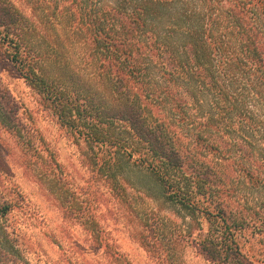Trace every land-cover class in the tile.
<instances>
[{
	"label": "trees",
	"instance_id": "obj_1",
	"mask_svg": "<svg viewBox=\"0 0 264 264\" xmlns=\"http://www.w3.org/2000/svg\"><path fill=\"white\" fill-rule=\"evenodd\" d=\"M198 1L201 9L184 0H0V42L61 126L89 147L136 155L168 200L201 218L204 234L189 240L197 253L212 264H264V0ZM152 73L168 95L147 88ZM178 77L184 98L166 86ZM151 100L179 130L157 122ZM0 117L24 128L2 87ZM115 123L140 145L108 134ZM229 161L235 178L222 188ZM10 206L0 204V221Z\"/></svg>",
	"mask_w": 264,
	"mask_h": 264
},
{
	"label": "rangeland",
	"instance_id": "obj_2",
	"mask_svg": "<svg viewBox=\"0 0 264 264\" xmlns=\"http://www.w3.org/2000/svg\"><path fill=\"white\" fill-rule=\"evenodd\" d=\"M184 1L201 9L198 0ZM250 7V15L257 16L259 9ZM149 79L147 88L155 85L160 95H168L161 89L166 84L162 77L152 73ZM176 82L166 86L178 88L184 98L186 82L180 77ZM0 87L15 100L24 126L16 131L0 121V204H11L0 221V264H212L189 242L198 232L204 234L206 224L202 231L197 225L201 218L192 221L168 200L150 172L133 162L136 155L128 159L109 144L89 147L61 126L4 54L1 42ZM163 104L151 100L149 108L159 124L179 130ZM126 129L115 123L107 132L138 147ZM220 175L224 179L218 186L231 187L232 161Z\"/></svg>",
	"mask_w": 264,
	"mask_h": 264
}]
</instances>
